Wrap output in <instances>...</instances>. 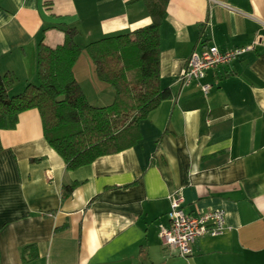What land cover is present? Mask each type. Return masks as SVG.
I'll return each mask as SVG.
<instances>
[{
	"label": "crops",
	"instance_id": "crops-1",
	"mask_svg": "<svg viewBox=\"0 0 264 264\" xmlns=\"http://www.w3.org/2000/svg\"><path fill=\"white\" fill-rule=\"evenodd\" d=\"M148 1L0 0V73L23 89L38 79L41 40L56 47L76 29L75 78L91 104L108 105L115 89L86 45L151 24ZM164 9L160 82L170 96L140 121L133 145L71 170L39 109L0 130V264H264V0H168ZM209 45L253 49L208 70L206 94L179 76ZM175 192L188 214L227 216L225 232L199 238L188 258L160 237Z\"/></svg>",
	"mask_w": 264,
	"mask_h": 264
},
{
	"label": "trees",
	"instance_id": "trees-1",
	"mask_svg": "<svg viewBox=\"0 0 264 264\" xmlns=\"http://www.w3.org/2000/svg\"><path fill=\"white\" fill-rule=\"evenodd\" d=\"M167 1H148L154 10L151 24L86 45L99 79L115 89L110 104H91L75 78L73 67L83 48L78 30L68 29L61 45L41 40L35 82L13 91L15 75L0 73V130L13 128L22 111L39 109L45 138L71 170L133 145L140 121L170 96L160 82V23Z\"/></svg>",
	"mask_w": 264,
	"mask_h": 264
},
{
	"label": "built area",
	"instance_id": "built-area-1",
	"mask_svg": "<svg viewBox=\"0 0 264 264\" xmlns=\"http://www.w3.org/2000/svg\"><path fill=\"white\" fill-rule=\"evenodd\" d=\"M251 49H253L252 45L226 50H221L216 45H209L200 52L192 53L180 72L179 82L183 86L197 82L202 91L207 94L212 85L201 83L207 71L229 64ZM170 199L171 207L167 214L170 225L160 232V237L164 245L176 250L180 256L190 257L193 254V245L199 238L206 235L218 236L227 229V216L223 208L208 210L194 216L184 210L181 193L175 192Z\"/></svg>",
	"mask_w": 264,
	"mask_h": 264
}]
</instances>
